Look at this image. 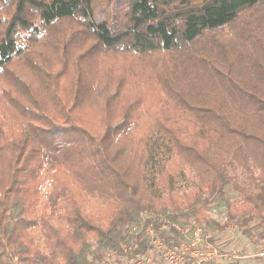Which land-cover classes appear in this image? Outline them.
I'll list each match as a JSON object with an SVG mask.
<instances>
[{"label": "trees", "instance_id": "obj_1", "mask_svg": "<svg viewBox=\"0 0 264 264\" xmlns=\"http://www.w3.org/2000/svg\"><path fill=\"white\" fill-rule=\"evenodd\" d=\"M244 146L264 156V0H0V264H103L150 224L170 247L161 216L213 224L230 189L263 227Z\"/></svg>", "mask_w": 264, "mask_h": 264}, {"label": "rangeland", "instance_id": "obj_2", "mask_svg": "<svg viewBox=\"0 0 264 264\" xmlns=\"http://www.w3.org/2000/svg\"><path fill=\"white\" fill-rule=\"evenodd\" d=\"M230 162L231 167L228 175L233 177L242 188L252 190L254 179L264 174V156L255 154L252 147L241 148L233 155ZM186 174L190 175L189 171H186ZM47 186L46 183L42 187L43 194L46 192ZM189 188L185 182L179 185L180 192L187 191ZM227 195V204L217 202L211 205L206 212L208 219L214 222L213 224L209 222L195 223L192 220L184 219H177L176 222H173L169 218L161 216L160 232L175 239V244L181 242L188 244L192 239L193 231L198 229L201 240L200 248L206 245L216 247L220 253L226 254L232 263L264 264V226L260 227L256 223L240 229L237 222L230 218L234 215V204L241 199V193L230 189ZM248 229H250V234L246 235L244 231ZM164 237L161 239L165 244ZM147 247L151 251L149 244ZM147 252L140 251L139 253L145 257ZM153 255L155 258L152 264H166L160 254ZM103 264H128V259L123 253L120 258L110 255L105 257Z\"/></svg>", "mask_w": 264, "mask_h": 264}, {"label": "built area", "instance_id": "obj_3", "mask_svg": "<svg viewBox=\"0 0 264 264\" xmlns=\"http://www.w3.org/2000/svg\"><path fill=\"white\" fill-rule=\"evenodd\" d=\"M142 231L148 239L151 253L160 254L166 264H223L230 261V258L226 254L220 253L216 247L206 245L200 248L201 240L198 229L193 231L190 243L181 242L168 247L150 224L145 228L133 227L128 231L131 235L130 241L121 245L122 253L128 259V264H152V258L143 257L138 251L139 236Z\"/></svg>", "mask_w": 264, "mask_h": 264}, {"label": "crops", "instance_id": "obj_4", "mask_svg": "<svg viewBox=\"0 0 264 264\" xmlns=\"http://www.w3.org/2000/svg\"><path fill=\"white\" fill-rule=\"evenodd\" d=\"M148 251V252H147ZM147 254H146V257L148 256V257H150V258H152V261H154V258H155V256L151 253V251H149V247L147 248ZM153 263V262H152ZM226 264H237V263H232L231 261L230 262H228V263H226Z\"/></svg>", "mask_w": 264, "mask_h": 264}]
</instances>
